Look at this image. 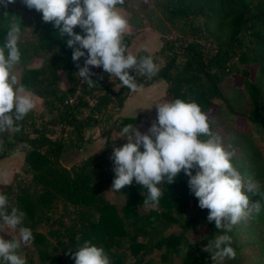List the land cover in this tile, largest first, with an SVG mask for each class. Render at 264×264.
I'll return each mask as SVG.
<instances>
[{
	"label": "trees",
	"instance_id": "obj_1",
	"mask_svg": "<svg viewBox=\"0 0 264 264\" xmlns=\"http://www.w3.org/2000/svg\"><path fill=\"white\" fill-rule=\"evenodd\" d=\"M118 7L130 11L135 31L147 24L162 42L153 53L136 54L151 55L158 68L151 76L129 69L138 87L162 79L168 101L179 97L202 106L211 130L233 151L234 166L255 182L248 195L250 202H260L261 211L227 230L236 255L219 261L205 245L226 230L207 219L208 209L198 206L183 171L173 182L161 184L155 205L145 203L147 190L134 179L115 190L125 202H111L106 195L114 177L111 146L126 142L120 131L124 124L137 127L145 117L123 116L131 89L99 67L92 69L89 84L76 73L66 37H60L52 22L43 21L41 12L13 0L0 5V42L14 18L21 25L18 83L45 108L30 110L18 121V131L0 132V160L25 154L21 171L0 188L9 198L8 210H23V225L32 231L31 245L18 251L26 264H35L34 253L44 264H74L72 253L88 240L105 249L111 264H165L167 259L179 264H264V0H124ZM174 30L181 37L169 40ZM74 31L82 30L75 26ZM122 43L127 52L131 38H122ZM35 58L41 65L29 66ZM234 76L242 78L240 84ZM72 97L77 102L58 107ZM88 127L99 128L107 145L67 168L61 162L67 144L89 143ZM60 131L67 138L59 139ZM111 131L122 137L112 140ZM59 202L60 214L55 208ZM44 226L47 232H42ZM174 226L180 232L168 234ZM198 226L207 232L190 241L186 234Z\"/></svg>",
	"mask_w": 264,
	"mask_h": 264
},
{
	"label": "clouds",
	"instance_id": "obj_2",
	"mask_svg": "<svg viewBox=\"0 0 264 264\" xmlns=\"http://www.w3.org/2000/svg\"><path fill=\"white\" fill-rule=\"evenodd\" d=\"M11 2L0 0V5ZM23 3L41 12L42 20L52 22L60 37H66V45L72 49L71 58L77 63L76 73L89 84L95 67L114 75L131 90L138 85L129 69L148 76L158 71L151 55L137 56L125 50L122 36L129 21L118 7L124 0H23ZM74 26L82 31H74ZM20 35V23L10 19L0 42V132L18 131V121L35 106L33 94L18 83L13 72L21 59ZM154 105L156 118L146 132L133 124H124L120 129L126 142L113 145L111 188L119 190L134 179L147 190L145 203L155 205L162 195L161 184L173 182L183 171L190 191L198 198V206L208 209L207 219L214 221L216 228L226 230L208 240L205 248L212 253L213 260L232 259L236 252L227 230L261 211L260 202H250L248 195L255 182L242 176L234 166L233 151L211 130L207 114L198 102L177 97ZM8 204V196L0 192V233L5 227L18 228L19 235L11 239L0 235V264H26L18 250L33 239L32 231L23 225V210L14 206L8 210ZM72 256L74 264H111L105 249L88 240Z\"/></svg>",
	"mask_w": 264,
	"mask_h": 264
},
{
	"label": "rangeland",
	"instance_id": "obj_3",
	"mask_svg": "<svg viewBox=\"0 0 264 264\" xmlns=\"http://www.w3.org/2000/svg\"><path fill=\"white\" fill-rule=\"evenodd\" d=\"M121 11V13L123 15H125L127 17V19L129 17H131V13L128 10L125 9H119ZM147 25V24H146ZM75 27V26H74ZM148 28L147 30H149L148 32V40L145 43V48L148 51H155L157 49H159V46L161 45V39L159 37V35L152 30L150 27H148V25L145 27ZM135 32L133 31L132 35H134ZM181 37L179 33H177L175 30L172 31L170 34L167 35V38L169 40H175L176 38ZM122 38H125L124 34L122 36ZM177 44H180L179 42ZM134 47L130 50V52L133 54ZM41 65V59H33L32 62L29 64V66H39ZM255 71V68L252 69V72ZM13 72L14 74L17 76L18 81L22 72V66L16 64L13 67ZM63 79V77H62ZM64 80V79H63ZM234 80L236 84H240L242 81V78L240 76H234ZM165 84V83H164ZM137 90L139 91L140 89L137 88ZM138 91L135 92V94L137 93L138 95ZM165 94V91H161L158 93V95L156 97H154L152 100L150 101H145L144 103H148V108L153 109L154 112H156V106L154 105L155 103H162L165 101H168L166 99H163V95ZM34 96V95H33ZM162 98L160 101L156 102L153 101L156 98ZM35 99V106L34 109L38 110V111H44L45 108L43 106V102L40 98L34 96ZM45 112V111H44ZM86 115V114H85ZM156 115V114H155ZM152 121H146L144 120L140 125H138L136 128L138 130H140L141 132H146L148 127L150 126V124L153 122ZM64 129L67 130V132L69 131V128L64 126ZM61 133L58 135L59 139H63V138H67V132L66 131H60ZM111 135V139L112 140H119V138L122 137V135L114 133V132H110ZM120 136V137H119ZM95 137V138H93ZM85 138L86 139H90L91 141L89 143L86 144H82L80 147H77L75 145H72L70 143L67 144L65 151L63 153L62 156V164L64 166H66L67 168H71L73 166H77L79 165L83 160H86L91 154H96L99 152L100 149H102L104 146H106V140L107 137L101 136V132L99 128H92V127H88L85 130ZM95 142L94 144H92V142ZM113 141H110L109 143H111ZM115 145V144H114ZM116 146V145H115ZM113 148V146H111ZM24 159H25V154L23 152H17L15 154H13L12 156H9L7 158H4L2 160H0V188L3 186L8 185L13 178V175L15 172H19L21 171V168L23 167L24 164ZM106 195L107 198L111 201V202H118V203H124L125 202V197L123 195H117L115 193V190L112 189L111 187L107 188L106 191ZM56 210H58V214L61 213L62 211V205L61 202L56 203ZM149 207H144V211L148 210ZM42 232H47V227L44 226V228L42 229ZM180 229L176 226L172 227L171 229L168 230V234L169 233H179ZM207 232V229L201 226L195 227L192 230H190L187 234L186 237L190 240V241H196L198 240L204 233ZM0 235H3L4 238L6 239H10L11 237H18L19 235V230L18 229H9L7 227H5L3 229V233H0ZM244 241H247V239H244ZM31 245V243H27L24 246H29ZM34 260H35V264H44L40 258L39 255L37 253H34ZM62 257H64L62 255ZM61 264V263H60ZM62 264H67V261L63 262ZM165 264H179V261L175 260L173 263L171 260L167 259L165 260Z\"/></svg>",
	"mask_w": 264,
	"mask_h": 264
},
{
	"label": "crops",
	"instance_id": "obj_4",
	"mask_svg": "<svg viewBox=\"0 0 264 264\" xmlns=\"http://www.w3.org/2000/svg\"><path fill=\"white\" fill-rule=\"evenodd\" d=\"M121 9V8H119ZM130 17L128 18L129 21ZM147 26V25H146ZM148 28H143L139 31H135V29L133 28L132 25L129 24L128 29H126V31L124 32V36L126 37H130L131 38V44L130 46L127 48V52H130V50L134 47L135 49H133L134 51V55H136L139 51H147L149 53H153L155 51H148L145 48V43L148 40V32L149 30H147ZM133 31L135 32L134 35H132ZM162 45V42H161ZM161 45L159 46V48L161 47ZM40 60V59H38ZM42 62V60H41ZM63 77V79H62ZM60 80H61V87L63 89L67 88V83L65 81L64 78V73L60 72ZM165 83V84H164ZM166 82L162 79L157 80L155 83H153L152 85L148 86V87H144V88H139L140 90L138 91L137 89L135 90H131L129 97L125 103L122 115L123 116H128V117H135V116H139V115H143L145 117L144 120L146 121H152L155 120L156 118V112L153 111V109H149L148 108V103H144L145 101H150L152 100L154 97H156L158 95V93L161 91H165V94L162 96L163 99H167V94H166ZM138 91V95L137 93L135 94V92ZM162 98H156L153 101H160ZM41 111V110H40ZM95 138V137H93ZM95 142L93 141L92 144H94Z\"/></svg>",
	"mask_w": 264,
	"mask_h": 264
},
{
	"label": "built area",
	"instance_id": "obj_5",
	"mask_svg": "<svg viewBox=\"0 0 264 264\" xmlns=\"http://www.w3.org/2000/svg\"><path fill=\"white\" fill-rule=\"evenodd\" d=\"M75 102H77V97H72V98L65 100L62 104H58V107L61 108L62 106H67V105L73 104Z\"/></svg>",
	"mask_w": 264,
	"mask_h": 264
}]
</instances>
